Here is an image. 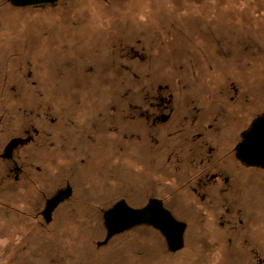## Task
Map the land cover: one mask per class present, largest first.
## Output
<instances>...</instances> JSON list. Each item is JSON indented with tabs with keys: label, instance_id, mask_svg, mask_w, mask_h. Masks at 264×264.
Masks as SVG:
<instances>
[{
	"label": "rangeland",
	"instance_id": "rangeland-1",
	"mask_svg": "<svg viewBox=\"0 0 264 264\" xmlns=\"http://www.w3.org/2000/svg\"><path fill=\"white\" fill-rule=\"evenodd\" d=\"M4 2L0 0V64L23 66L37 82L32 76L23 77L35 83L36 99L27 103L19 77H6L3 94L13 102L4 101L5 112H52L51 106L75 117L97 112L102 134L112 108L117 126L144 125L138 112H155L156 93L163 88L165 99L173 96L176 112L219 110L223 127L215 140L216 156L224 158L227 171L235 164L231 151L240 133L264 112V0H62L55 7L21 9ZM13 52L16 56L9 60ZM10 67H3L0 77L8 75ZM194 101L197 104L188 107ZM128 114L124 122L121 115ZM210 124L216 127L215 122ZM132 135L133 141L115 164L107 160V134L101 136L94 163L97 176L87 175L92 169L82 175L98 194L86 197L96 199L101 207L122 194H156L160 184L170 192L184 181L165 169L163 158L171 150L164 148V157L157 158L145 140L135 142L141 139L139 127ZM166 135L171 136L170 131H163L164 143ZM157 136L155 130H147L144 137L155 141ZM180 138L189 140L183 133ZM180 150L172 156L180 157ZM182 197L187 199L188 194ZM127 204L135 209L142 201L131 199ZM180 212L175 210L177 216ZM101 215L102 211L85 208L68 212L62 224L51 228L46 243L30 241L28 230L0 221V264H208L206 258L214 264L218 260L213 256L216 251L208 256L209 250L200 244L202 234H190L197 225L188 215L185 246L175 255L168 254L158 234L144 226L98 246L105 238Z\"/></svg>",
	"mask_w": 264,
	"mask_h": 264
},
{
	"label": "flooded vegetation",
	"instance_id": "flooded-vegetation-1",
	"mask_svg": "<svg viewBox=\"0 0 264 264\" xmlns=\"http://www.w3.org/2000/svg\"><path fill=\"white\" fill-rule=\"evenodd\" d=\"M14 56H16L15 52L9 56V60ZM64 61L67 62L66 59ZM64 61H57L54 66ZM3 67L8 69L10 66L0 64V73ZM10 68L8 75L0 77V221L3 222L2 224L11 221L10 223L19 229L28 230L26 235V237L29 235L28 240L46 243L51 238V228L62 224L68 212L83 211L85 208L90 212L102 211L103 214L119 202H124L129 207L127 201L131 199L142 201V204L135 209L129 207L140 210L149 201L154 200L160 202L163 209L176 222L185 226L183 248L188 230L184 218L188 215L195 220L197 230L200 229L190 231V234L203 235L200 244L209 250L208 256H212L211 253L214 251L217 252L213 255L218 258L214 264H225L226 261L228 264H264V168L248 167L240 163L235 157L236 147L231 151L235 164L229 165L230 171L224 168L226 161L223 157L216 156L215 146V140L220 137L223 127L219 110L202 112L204 108H200L198 112H180V110L176 112L178 108L173 105V96L169 94V99H165L167 90L158 88L155 112L146 111L137 114L139 119L145 122L144 125L136 123L131 126L124 123L117 126V112L112 108L109 110L111 112L106 114L109 120L108 125L104 127L106 132L103 130L105 133L101 134L99 128L102 126L99 124L97 112L75 117L72 112L54 111L51 104L49 107L51 106L52 112H26V109L20 110L23 112H5L4 101L13 102L10 96L3 94L2 81L6 77L8 79L19 77L27 90L25 94L27 103L36 99L33 90L37 82L33 74L25 73L23 66ZM31 76L35 83L24 80ZM234 98L230 100L233 104ZM195 101L188 107L193 106ZM131 111L129 104L127 112L131 114ZM130 114L125 118L121 115L122 120L126 122ZM263 115L264 112L251 119L240 133L238 144L251 123ZM150 119L151 124H148ZM211 122L216 123L215 128L210 124ZM138 127L142 130L141 139L134 141L140 144L145 140V146H148L157 158L163 156L164 148L171 150L167 152L166 158L162 157L165 169L183 177L184 181L171 188L170 192L160 184L158 187H162L160 190H164L165 193L157 190L156 194L150 195V191L145 195L122 194L113 197L112 202L101 207L96 199L86 197L88 195L93 198L98 194L94 188L87 186L82 175L92 169L91 174L87 175L92 179L97 176L94 163L95 156L99 152L101 136L107 134V160L115 164L116 160L121 159L126 152L129 142L133 141L132 132ZM147 130H155L158 134L157 140L152 141L148 137L149 141L147 136L144 137ZM163 131H166V134L169 131L171 133V136L166 135L165 143ZM180 133L189 140L182 142ZM176 149H181L180 157L172 156ZM244 169L256 172L238 173ZM109 188V191L113 192L114 184ZM185 193L188 194L187 199L182 197ZM58 196H62V199L49 210L48 204ZM178 209L181 211L179 216L175 213ZM203 218L204 222L201 221ZM141 226L158 234L160 240L165 243L168 254L175 255L179 252H169L162 235L146 225L133 227L121 234H127ZM119 235L112 237L108 243ZM196 238L195 243L198 244L199 239ZM100 243L97 245L102 246L99 245ZM206 260L209 264L210 260L208 258Z\"/></svg>",
	"mask_w": 264,
	"mask_h": 264
},
{
	"label": "water",
	"instance_id": "water-1",
	"mask_svg": "<svg viewBox=\"0 0 264 264\" xmlns=\"http://www.w3.org/2000/svg\"><path fill=\"white\" fill-rule=\"evenodd\" d=\"M62 0H5L16 9L27 7H55ZM236 159L245 166L264 168V115L251 123L248 131L241 137V142L235 148ZM62 196L53 199L49 204L52 209ZM103 227L106 236L99 245H106L108 241L133 227L146 225L157 230L166 242L169 252L175 253L183 248V233L185 226L176 222L163 209L158 201L149 203L140 210H133L124 202H119L102 214Z\"/></svg>",
	"mask_w": 264,
	"mask_h": 264
}]
</instances>
